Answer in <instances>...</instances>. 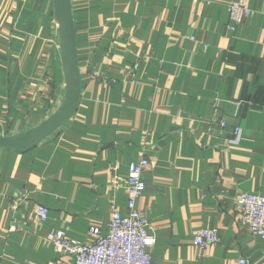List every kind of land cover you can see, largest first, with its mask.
Listing matches in <instances>:
<instances>
[{
	"label": "crops",
	"instance_id": "crops-1",
	"mask_svg": "<svg viewBox=\"0 0 264 264\" xmlns=\"http://www.w3.org/2000/svg\"><path fill=\"white\" fill-rule=\"evenodd\" d=\"M231 1L71 0L79 105L32 149L0 148V264H56L50 232L104 234L112 206L128 211L124 179L142 156L136 208L155 238L152 264L264 258L236 207L240 193L264 192V0H248L234 30ZM64 94L52 0H0V136L37 126ZM200 228L220 241L194 245Z\"/></svg>",
	"mask_w": 264,
	"mask_h": 264
},
{
	"label": "built area",
	"instance_id": "built-area-1",
	"mask_svg": "<svg viewBox=\"0 0 264 264\" xmlns=\"http://www.w3.org/2000/svg\"><path fill=\"white\" fill-rule=\"evenodd\" d=\"M228 13L229 28L234 30L239 23L251 16L248 0H232L228 5ZM218 125L220 128H225L227 125L225 119L220 120ZM241 137V128L234 126L233 137L228 143L236 145ZM149 166L150 163L144 156L129 164L124 179L128 211L126 214H121L115 206H112L104 234L98 227H91L90 232L94 240L90 243L69 238L62 230L47 234L46 240L53 245L61 257L56 264H152L149 249L155 243V238L146 230L149 225L146 214L136 208V200L145 189L141 175ZM114 185L116 186V180ZM236 207L241 221L247 225L249 231L264 239V192L240 193L236 198ZM35 210L39 222L47 219V207L38 204ZM192 240L194 245L205 250L217 244L220 238L216 229L200 228L192 232ZM237 264H264V258L256 263H249L245 258H239Z\"/></svg>",
	"mask_w": 264,
	"mask_h": 264
},
{
	"label": "water",
	"instance_id": "water-1",
	"mask_svg": "<svg viewBox=\"0 0 264 264\" xmlns=\"http://www.w3.org/2000/svg\"><path fill=\"white\" fill-rule=\"evenodd\" d=\"M52 3L64 73V98L57 109L37 126L19 134L0 136V148L11 152L22 153L35 147L41 140L67 122L79 105L81 82L76 56L71 0H52Z\"/></svg>",
	"mask_w": 264,
	"mask_h": 264
}]
</instances>
